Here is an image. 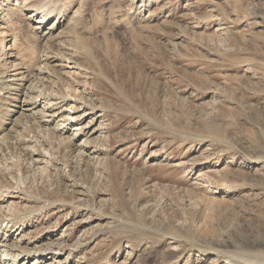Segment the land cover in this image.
<instances>
[{"label": "rangeland", "instance_id": "374dc122", "mask_svg": "<svg viewBox=\"0 0 264 264\" xmlns=\"http://www.w3.org/2000/svg\"><path fill=\"white\" fill-rule=\"evenodd\" d=\"M64 1L73 50L54 67L17 0H0V73L37 80L47 67L66 115L83 113L75 100L97 105L81 123L91 146L38 119L12 133L0 242L66 251L42 264H252L264 252V0ZM13 222L25 228L12 236Z\"/></svg>", "mask_w": 264, "mask_h": 264}, {"label": "bare ground", "instance_id": "6f19581e", "mask_svg": "<svg viewBox=\"0 0 264 264\" xmlns=\"http://www.w3.org/2000/svg\"><path fill=\"white\" fill-rule=\"evenodd\" d=\"M17 2H18L17 5L20 7L18 9H15V10H18L22 14V16H24L23 20H26L30 25H32L31 28H33V24L36 25V28H33V30L35 29L34 31H36V34L34 33L35 36H34V34L32 36H34L38 41H40L42 39V37H43L42 40H46V43H47L46 49L47 50L44 51V52H46V55H45L46 59H44L46 62L45 64L46 65L47 64H50V65L54 64V67H56L57 63L59 61L60 62L66 61V56L64 54H60V51H62L63 49L70 51V50H73V48L69 47L70 44H68L69 42L67 39L61 40L65 37V33L62 30V27L64 26L63 21L65 22L64 18H66V20H67V17H66L67 16L66 15L67 5H65V1L64 0H17ZM19 3H21V4H19ZM2 10H4V9H2ZM13 10H14V8H13ZM19 12H17V13H19ZM25 12H28V14H25ZM37 17L41 18L40 22H38V23H37V21H35V19ZM81 20H82V18H81ZM4 21H6V20H1L0 26H2L3 24H5L6 26L8 25V23H6V22L3 23ZM73 21H74V19L72 20V22ZM79 22H81V21L75 20L70 25L68 32L71 34L74 33L75 30H77L76 28L80 25ZM49 23H51V25H49ZM83 25H85V24H83ZM30 35L27 36V39H29V37H30V39L32 38ZM23 37L25 38V35ZM10 38H11V34L9 33V38H6L5 40L6 41L7 40L12 41ZM16 38L18 39V36H16ZM30 42H33L32 39ZM16 45H17V41L15 39H13L12 48L15 47ZM5 47L7 50L8 47L7 46H5ZM32 49H33V47H32ZM74 52H72V53H74ZM35 53H36V51H35ZM41 55H44V54H41ZM34 56H35V54H34ZM34 59H35V57H34ZM76 66L78 67L77 64H76ZM41 74H47V75L45 77H43V75H41ZM48 74L51 75V72L49 73V71L47 70V67H45L44 71L40 72V74H39L40 76L37 77V80H36V75H38V74H34L32 71H29L28 69L25 70V72L23 74L24 76L21 74L22 76L19 77L17 80L16 79L10 80L8 77H6L5 72L0 73V131H6L7 132V130L10 129L6 133V135H7L6 139L12 140L10 142L7 141V147H6L7 149H3V151L0 150L2 152V155H0V157L9 155V153L11 152V149L15 148V145L18 143L19 140L17 138H15L14 135H13L14 136L13 137L12 133H14V131L17 130V128H19L20 126L23 127L22 124H25V122L28 121L29 119H31V120H37L38 119L39 121L43 122L46 125L45 128L40 127L39 128L40 130L44 131V129H45L47 132L54 133L56 135L58 133L62 134L63 132L66 134L70 130L71 133H69V137H67V138H69L72 143H74V142L71 139V136L73 138L84 137L85 138L84 141L80 143L81 148H83V149L85 148V149L89 150L88 148H90V146H91L89 137L92 135V132H91V129L88 128V126H82L81 123L87 117H91V116L96 117L97 113L99 111V108H96L97 105L95 107H92V105L88 104L87 102L75 100L76 102L74 101V103L80 104L79 109H81L83 111V113H81V115L76 117V118H74L73 116H70V115H66L65 114L66 112H63V111H67V110H64L63 108L68 105L71 98H70V96H66L63 94L58 95L57 93H54L55 91L53 92V91L49 90L50 87H47L46 84H50V82L53 83V80L49 79ZM8 75H9V72H8ZM8 83L11 84L10 88L14 91V95H12V93L10 95L15 96V98L12 97V99L14 98L12 105L9 104V106H8V102H7L8 107L5 109L3 104L6 103V101H4V100H7V98L5 99L4 98L5 96H4L3 97L4 99H3L1 97L2 96L1 93L7 94V92H6L7 88H9L7 85ZM27 83L29 84L28 86H27ZM40 88H44V89L42 91H40L39 90ZM31 93H34L36 95L32 96ZM21 94H22V97H24L23 102L20 101V99H19V101L17 99V98H21L20 97ZM7 101H9V98ZM61 109H62V111H61ZM15 116H17V118H15ZM99 117L101 118V116H99ZM14 118H15V120H13ZM24 129H26V127H24ZM19 132H18V134H20ZM19 136H18V138H19ZM24 137H26V136H24ZM24 137H23V139H24ZM14 139H15V141H14ZM26 139H27V137L25 138L24 141H27ZM72 145H74V144H72ZM20 146L22 147V145H20ZM22 150H26L25 147H22ZM23 152H25V151H23ZM48 156L49 155H46V157H48ZM2 201L5 202V199L1 198L0 202H2ZM20 226H18L16 224V222L11 223L10 232L13 231V233L11 234L12 236L15 234L16 231L20 230L22 226H23V228H25V225H23V224L21 227ZM7 228H10V227H7ZM6 232H7V230H6ZM23 232H24V229H22L21 232L19 234H17V236H16V240L18 239L19 242H22V240H24L23 236L22 237L19 236ZM18 236L21 238L19 239ZM4 238H6V237H4ZM3 241H5V239ZM57 250L59 251V249H57ZM55 251H56V249H55ZM55 251L54 250H49V251H45V250L44 251H42V250L21 251V250H18V252H20V253L16 254L17 251L15 252V250L11 249L9 247V245L0 242V252H1L0 264H42V261H44L47 257H51V256L56 257L57 255L59 257L65 256L66 251L64 249H60V252H58V253ZM70 256H72V254H70ZM253 259H254L253 261H250L252 264H264V252H258L257 251L253 255ZM66 264H71V262H66Z\"/></svg>", "mask_w": 264, "mask_h": 264}]
</instances>
